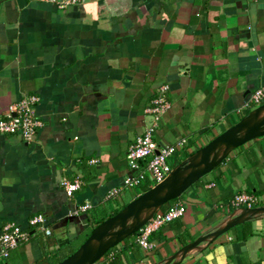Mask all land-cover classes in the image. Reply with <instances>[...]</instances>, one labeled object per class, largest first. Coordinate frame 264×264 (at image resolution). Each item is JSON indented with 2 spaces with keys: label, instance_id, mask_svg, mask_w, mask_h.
Segmentation results:
<instances>
[{
  "label": "crops",
  "instance_id": "obj_1",
  "mask_svg": "<svg viewBox=\"0 0 264 264\" xmlns=\"http://www.w3.org/2000/svg\"><path fill=\"white\" fill-rule=\"evenodd\" d=\"M162 85L171 109L154 141H185L169 162L258 109L249 103L264 87V0H84L64 10L47 0H0V119L33 95L42 123L30 144L0 134V234L8 223L27 229L38 214L50 230L31 229L0 264L68 256L81 245L70 240L136 198V189L123 187L131 175L126 152ZM75 179L82 187L68 197L63 181ZM239 193L264 206V136L232 151L175 201L186 212L151 236V250L131 245L137 235L118 244L122 264L161 263L215 230ZM83 204L91 210L75 214ZM242 214L230 223L259 216ZM246 223L249 229L237 225L179 264H264V217Z\"/></svg>",
  "mask_w": 264,
  "mask_h": 264
},
{
  "label": "built area",
  "instance_id": "obj_2",
  "mask_svg": "<svg viewBox=\"0 0 264 264\" xmlns=\"http://www.w3.org/2000/svg\"><path fill=\"white\" fill-rule=\"evenodd\" d=\"M54 4L59 10L67 7H78L84 0H47ZM168 86L158 87L155 97L150 105L144 110V116L148 122L140 136L129 146L126 152V161L131 175L123 181V187L134 190L143 183L148 182L155 186L163 182L172 171L169 160L177 152L178 146H183L182 140L178 145L159 147L154 141V134L157 131L162 117L171 109L167 100ZM39 102L37 96L22 97L18 102L7 107L0 119V134L15 135L26 144L33 142L37 129L41 128L42 123L35 116V107ZM264 102V87L255 90L249 105L250 108L258 107ZM248 105V106H249ZM89 164H96L97 160L91 159ZM82 181L75 179L72 182L63 181V189L68 197H72L82 187ZM256 199L246 193H239L229 201L230 208L255 207ZM91 207L83 204L75 209V214H85ZM186 212L184 205L174 202L167 207L164 212H156L153 217L137 231L136 243L144 250H151L153 245L148 238L176 220L181 219ZM39 230L45 236L50 235V230L45 225V218L38 214L33 216L28 222V228L22 229L20 226L8 223L2 227L0 234V257L6 259L11 251L27 243L33 236L30 230Z\"/></svg>",
  "mask_w": 264,
  "mask_h": 264
},
{
  "label": "bare ground",
  "instance_id": "obj_3",
  "mask_svg": "<svg viewBox=\"0 0 264 264\" xmlns=\"http://www.w3.org/2000/svg\"><path fill=\"white\" fill-rule=\"evenodd\" d=\"M264 134V107H259L239 125L228 131L221 138L224 143L222 145H215L209 151L200 153L191 157L188 161L182 164L178 169L169 174L166 179L160 183L159 190L153 192L148 200L143 198L135 200L130 208L120 217L113 219L107 224L102 225L95 233L90 247L78 253L72 262L76 264H91L96 260L104 250L113 243L123 239L126 235L136 231L144 226L146 221L153 216V213L159 205L171 195L177 194L183 189L184 183L187 181V176L193 171L200 173L209 170L212 166L219 163L230 149L243 140L254 136ZM171 192V193H170ZM243 211L236 210L233 215L226 219L221 227H226L230 223V219L238 214L242 217ZM247 215L259 214L264 215V212H249ZM246 220V219H245ZM244 221V220H236ZM233 222V223H235ZM198 248V245L192 248L189 252ZM182 254L177 256L180 258Z\"/></svg>",
  "mask_w": 264,
  "mask_h": 264
},
{
  "label": "water",
  "instance_id": "obj_4",
  "mask_svg": "<svg viewBox=\"0 0 264 264\" xmlns=\"http://www.w3.org/2000/svg\"><path fill=\"white\" fill-rule=\"evenodd\" d=\"M259 107V106H258ZM260 107H264V104L260 105ZM250 114V112H249ZM249 114H247L246 116H248ZM245 116V117H246ZM244 117V118H245ZM243 118V119H244ZM243 119H241L235 126L231 127L230 129L226 130L225 132H223L222 134H220L219 136L215 137L214 139H212L207 145H205L204 147L200 148L197 152H195L192 156L186 158L189 159L193 156H198L200 155V153H203L205 151H209L213 146L215 145H222L224 143V141L221 139L223 137L224 134H226L228 131L232 130L234 127H236ZM264 134H260V135H254L251 136L245 140H243L242 142H240L239 144H237L236 146L232 147L230 149V151L225 155V157L216 165L212 166L209 170L200 173L199 171H193L190 173V175L187 176V181L184 183V187L181 191H179L177 194L171 193V195H169V197H167V199L165 201H163L159 207L156 209V211L153 213V215L158 212L161 207H163L164 205H166L168 202H170L171 200H175L180 198V196L187 190L189 189L193 184H195L198 180H200L201 178H203L204 176H206L207 174H209L211 171H213L216 167H218L225 159L226 157L235 149L243 146L244 144H246L247 142L254 140L256 138L259 137H263ZM183 162V161H182ZM182 162L175 167L172 171L178 169V167H180L182 165ZM172 171L170 172V174L172 173ZM160 184L155 185L154 187H152L150 190H148L147 192L139 195L138 197H136L134 200H132L129 204H127L118 214H116L115 216L105 220L103 223H101L98 227H96L92 234L88 237V239L68 258H66L65 260H63L62 262H60L59 264H76L74 262H72L71 260H73L75 258V256L80 253L82 250H86L87 246L90 244V242L92 241L96 231L104 224L109 223L110 221H112L113 219H116L118 217H120L122 214H125V212L130 208V205L137 199H141L143 198L144 200H148L149 197L151 196V194L157 190H159ZM237 210V209H236ZM234 210L232 213H230L223 221L221 224H219V226L211 231L210 233L201 236L199 238H197L195 241L188 243L187 245L183 246L182 248H180L175 254H173L172 256H169L167 259H165L164 261H162L159 264H179L187 255L192 254L194 252H189L192 248H194L195 246L201 244V246L199 247V249L197 251H199L200 249H202V247H204L205 245L210 244L211 242H213L214 240H216L219 236L225 234L227 231H229L231 228L249 222L251 220L257 219V218H263L264 215L261 216H257V217H251L249 219H246L244 221H237L235 223H232L226 227H221L223 222L231 217L233 215V213L236 211ZM240 211H243L244 213H249V212H264V206L263 207H255L252 209H240ZM153 217V216H152ZM151 217V218H152ZM146 224V223H145ZM141 228V227H140ZM139 228V229H140ZM139 229H137L136 231L126 235L123 239L113 243L112 245H110L109 247H107L104 252L96 259L94 260L91 264H96L106 253L108 250L112 249L113 247L117 246L118 244H120L124 239L134 235ZM90 247V245L88 246ZM196 252V251H195ZM180 254H182V256L180 258H177V256H179Z\"/></svg>",
  "mask_w": 264,
  "mask_h": 264
},
{
  "label": "trees",
  "instance_id": "obj_5",
  "mask_svg": "<svg viewBox=\"0 0 264 264\" xmlns=\"http://www.w3.org/2000/svg\"><path fill=\"white\" fill-rule=\"evenodd\" d=\"M262 104H264V102L262 103ZM261 104V105H262ZM199 150V149H198ZM197 150V151H198ZM197 151H195V152H197ZM195 152H191V153H187V154H185L184 155V157H183V159L182 160H180V161H175L174 162V164H173V168H171L172 170L175 168V167H177L183 160H185L186 158H188V157H190V156H192ZM219 167V166H218ZM218 167H216L215 169H217ZM173 172V171H172ZM200 181H201V179L200 180H198L195 184H193L190 188H192V187H195V186H197L199 183H200ZM152 187H154V186H152V185H150L148 182H145V183H143L140 187H139V191H138V195L137 196H139V195H141V194H143V193H145V192H147L148 190H150ZM138 189V188H137ZM136 196V197H137ZM177 199H175V200H171L170 202H168L167 204H166V206L164 205L163 207H161V209L159 210L160 212H164L166 209H167V207L169 206V205H171L172 203H174L175 201H176ZM125 206H123L122 208H120V209H118V210H116V211H114V212H112V214L109 216V217H107V218H101V219H99L98 221H96L94 224H92V226H91V230H90V233H89V235L87 236V237H89L91 234H92V232H93V230L96 228V227H98L101 223H103L105 220H107V219H109V218H111V217H113V216H115L116 214H118L123 208H124ZM253 208H255V207H253ZM243 226H244V228L246 229H249L250 228V223H244L243 224ZM138 233L136 232L134 235H132V236H136ZM154 234V233H153ZM153 234L151 235V236H153ZM252 234V232L250 231V230H247V231H245V233H244V239L245 238H247L248 236H250ZM151 236L148 238V241L149 242H151ZM86 237V240L88 239ZM129 238L130 237H128V238H126V239H124L121 243L123 244V243H126L128 240H129ZM133 247H135V246H137V247H139V245L135 242V243H132L131 244ZM79 248V247H78ZM116 246L115 247H113L112 249H110V250H108L107 251V253L96 263V264H122V260H121V253H118V252H116ZM77 250V249H76ZM76 250H74V251H71L70 253H69V255L68 256H65V257H56V258H54L52 261H51V263L50 264H59L60 262H62L63 260H65L66 258H68V257H70Z\"/></svg>",
  "mask_w": 264,
  "mask_h": 264
},
{
  "label": "rangeland",
  "instance_id": "obj_6",
  "mask_svg": "<svg viewBox=\"0 0 264 264\" xmlns=\"http://www.w3.org/2000/svg\"><path fill=\"white\" fill-rule=\"evenodd\" d=\"M254 108H257V107H254ZM241 147H239V148H237V149H240ZM237 149H235V150H237ZM234 150V151H235ZM169 164H170V166H171V168H173V164H174V161L173 160H171L170 162H169ZM203 179V178H202ZM137 191H139V189H136V191H134V192H137ZM138 197V196H137ZM237 208L235 207L233 210H236ZM238 209H248V208H238ZM252 209V208H251ZM233 212V211H232ZM94 214H96V212L94 213ZM97 214H98V212H97ZM230 218V217H229ZM228 219V218H227ZM89 233H90V231L88 230V231H85L84 233H82L81 235H79V236H77V237H75L74 239H72V240H70L71 242H74L75 241V239L77 238V241H76V243L74 244V247L76 248V246H77V244H83L85 241H86V237L89 235ZM79 237V238H78ZM88 238V237H87ZM80 245V246H81ZM78 249V248H77Z\"/></svg>",
  "mask_w": 264,
  "mask_h": 264
}]
</instances>
